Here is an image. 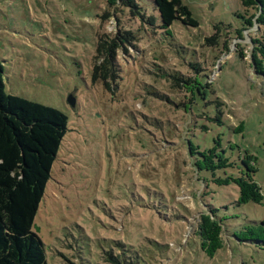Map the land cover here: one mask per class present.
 <instances>
[{
  "label": "rangeland",
  "instance_id": "obj_1",
  "mask_svg": "<svg viewBox=\"0 0 264 264\" xmlns=\"http://www.w3.org/2000/svg\"><path fill=\"white\" fill-rule=\"evenodd\" d=\"M182 1L199 25L176 20L168 33L153 0H136L138 13L106 0H0L6 92L68 118L32 227L47 264H264V246L245 231L264 221V199L238 204L237 186L212 182L187 146L220 138L235 166L216 176L240 175L247 155L264 196V79L249 64L258 31L235 37L240 0ZM122 31L137 39L118 50L106 88L91 77L96 43ZM175 74L199 75L202 94ZM205 207L222 222L213 252L195 232Z\"/></svg>",
  "mask_w": 264,
  "mask_h": 264
},
{
  "label": "trees",
  "instance_id": "obj_2",
  "mask_svg": "<svg viewBox=\"0 0 264 264\" xmlns=\"http://www.w3.org/2000/svg\"><path fill=\"white\" fill-rule=\"evenodd\" d=\"M240 2L247 12L238 15L242 18V26L236 29L235 37L242 39L243 31L256 28L257 35L250 37L249 64L253 72L264 79V0ZM106 3L108 7L119 3L137 13L140 9L136 0H106ZM153 3L159 13L160 27L168 33L176 20L183 25L198 27V20L182 0H153ZM140 16L151 24V18L143 14ZM215 38L216 35L206 38L205 42L212 44ZM136 39L131 31L99 37L95 47L92 80H100L109 88L117 77L118 50L125 43ZM223 49H227L225 41ZM238 56L242 58L243 51L240 50ZM195 71L199 73L200 69L196 68ZM171 78L176 85L184 84L191 95L198 96L197 92L202 94L203 85L199 75L190 77L175 74ZM67 120V115L58 108L6 92L0 63V264H47L44 243L32 227L67 131ZM187 146L197 170L210 172L211 181L216 185L232 183L237 186L238 204L263 201L261 188L253 178L256 168L247 155L240 158L244 168L240 170V175L216 176V170L235 166V162L226 156L220 138H215L214 144L205 149L192 142H188ZM203 186L205 189L204 182ZM216 211L212 207H205L198 213L196 224L195 232L204 244L208 243L209 252L219 247L222 240V222L216 216ZM245 231L252 236L251 241L264 246V236L262 240L258 239L260 234H264V221L245 227Z\"/></svg>",
  "mask_w": 264,
  "mask_h": 264
},
{
  "label": "water",
  "instance_id": "obj_3",
  "mask_svg": "<svg viewBox=\"0 0 264 264\" xmlns=\"http://www.w3.org/2000/svg\"><path fill=\"white\" fill-rule=\"evenodd\" d=\"M69 103H70L71 105H73V103H74L73 99L69 98Z\"/></svg>",
  "mask_w": 264,
  "mask_h": 264
}]
</instances>
